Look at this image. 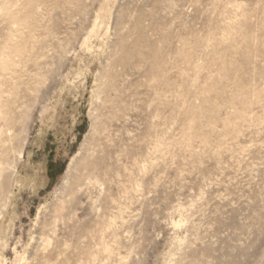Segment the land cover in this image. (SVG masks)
<instances>
[{
  "label": "rangeland",
  "instance_id": "1",
  "mask_svg": "<svg viewBox=\"0 0 264 264\" xmlns=\"http://www.w3.org/2000/svg\"><path fill=\"white\" fill-rule=\"evenodd\" d=\"M0 264H264V0H0Z\"/></svg>",
  "mask_w": 264,
  "mask_h": 264
}]
</instances>
